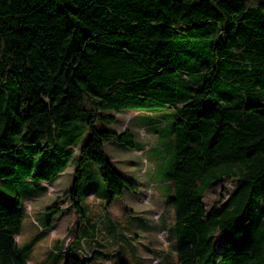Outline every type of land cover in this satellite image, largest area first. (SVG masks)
I'll return each mask as SVG.
<instances>
[{
  "label": "trees",
  "instance_id": "1",
  "mask_svg": "<svg viewBox=\"0 0 264 264\" xmlns=\"http://www.w3.org/2000/svg\"><path fill=\"white\" fill-rule=\"evenodd\" d=\"M156 108L174 117L176 264H264V0H0V264H27L8 190L53 181L89 130L68 194L78 209L90 161L111 202L126 181L103 143L133 138L95 123ZM72 249L62 264L89 263Z\"/></svg>",
  "mask_w": 264,
  "mask_h": 264
},
{
  "label": "rangeland",
  "instance_id": "2",
  "mask_svg": "<svg viewBox=\"0 0 264 264\" xmlns=\"http://www.w3.org/2000/svg\"><path fill=\"white\" fill-rule=\"evenodd\" d=\"M103 115L114 116V121H97V130L128 131L133 138L132 147L114 140L103 143L106 160L126 181L122 194L109 202L99 167L87 161L78 183L79 208L72 205L68 192L76 179L80 148L90 135L87 130L53 181L28 179L8 190L24 206L15 239L27 264H62L63 256L55 250L73 252L79 246L84 252L78 255L88 264H176L175 219L167 205L177 190L171 166L172 110L121 109ZM231 188L227 181L209 191L206 205Z\"/></svg>",
  "mask_w": 264,
  "mask_h": 264
},
{
  "label": "crops",
  "instance_id": "3",
  "mask_svg": "<svg viewBox=\"0 0 264 264\" xmlns=\"http://www.w3.org/2000/svg\"><path fill=\"white\" fill-rule=\"evenodd\" d=\"M73 246V245H72ZM77 246V244L76 245H74V247H76Z\"/></svg>",
  "mask_w": 264,
  "mask_h": 264
}]
</instances>
